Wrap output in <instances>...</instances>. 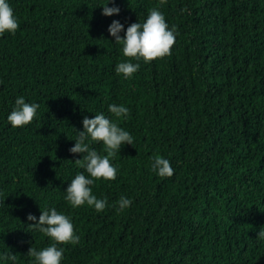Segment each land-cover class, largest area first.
<instances>
[{"label": "trees", "instance_id": "16d2710c", "mask_svg": "<svg viewBox=\"0 0 264 264\" xmlns=\"http://www.w3.org/2000/svg\"><path fill=\"white\" fill-rule=\"evenodd\" d=\"M7 2L19 28L0 35V264H35L29 247L53 241L27 215L49 208L80 236L58 245L61 264H264V0H115L111 16L107 0ZM153 7L176 25L175 45L125 79L108 26L143 23ZM20 96L40 107L14 128ZM110 104L130 109L118 126L133 145L112 160L115 180L91 186L106 208H72L65 189L88 173L68 149L85 116L116 121ZM90 147L106 154L102 142ZM155 155L171 177L151 170ZM121 196L131 205L118 211Z\"/></svg>", "mask_w": 264, "mask_h": 264}, {"label": "clouds", "instance_id": "9594fccd", "mask_svg": "<svg viewBox=\"0 0 264 264\" xmlns=\"http://www.w3.org/2000/svg\"><path fill=\"white\" fill-rule=\"evenodd\" d=\"M166 0H159V5L163 6ZM185 9H182L184 11ZM120 8L112 0V6H108V0L102 6V15H118ZM19 28V21L14 14L13 8L7 0H0V35L5 32L14 34ZM109 34L114 38V42L122 45V54L127 60L116 65L117 74H123L125 79L133 76L140 68L139 61L149 63L156 59H162L171 55V50L176 42L177 27L172 25L169 28L165 16L159 7L149 9L148 16L143 23L133 22L125 29L119 20H112L108 26ZM121 31L124 35L121 36ZM137 61L133 63L132 61ZM38 103H27L23 96L17 97L15 107L7 116L11 126L23 127L30 124L36 117ZM108 111L116 118V121L105 116L103 112L95 114L92 118L85 116L82 120L83 130H77L78 136L72 147L68 149L70 153L82 154L81 158L74 159L75 165L85 169L77 173L68 184L65 200L72 208H77L87 204L94 207L97 212L106 208L107 198L98 199L92 192V185L95 180H115L118 169L112 164L121 146L124 144L133 145L132 135L118 126L121 117L127 119L130 109L124 105L110 104ZM90 142H102L105 155H101L95 148L90 147ZM151 170L160 177H171L174 169L170 161L160 155L152 157ZM4 202V201H3ZM131 205V200L121 196L118 201V211H123ZM29 227L49 237L53 243L40 250L29 247L27 254L34 258L35 264H61L64 258L63 247L58 245L72 244L80 242V236L76 234L75 227L70 216L58 212L55 208L41 211L39 218L29 213L27 215ZM260 239H264V230L257 233ZM16 260L15 255L5 257Z\"/></svg>", "mask_w": 264, "mask_h": 264}]
</instances>
